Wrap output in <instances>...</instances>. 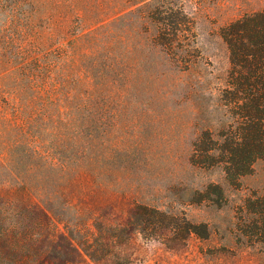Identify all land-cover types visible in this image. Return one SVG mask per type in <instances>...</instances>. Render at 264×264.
<instances>
[{"label": "rangeland", "instance_id": "obj_1", "mask_svg": "<svg viewBox=\"0 0 264 264\" xmlns=\"http://www.w3.org/2000/svg\"><path fill=\"white\" fill-rule=\"evenodd\" d=\"M261 10L264 0H0V264H110L113 252L96 262L70 254L68 232L41 215L24 188L50 175L81 213L124 223L146 204L173 213L174 225L206 227L171 249L172 232L134 234L127 264H264V232L245 215L248 199L264 198V159L237 186L219 167L188 162L229 68L218 31ZM175 18L170 46L154 45ZM88 144L92 172L58 171ZM209 185L221 188L219 203L201 199ZM79 233L92 241L96 232Z\"/></svg>", "mask_w": 264, "mask_h": 264}, {"label": "trees", "instance_id": "obj_2", "mask_svg": "<svg viewBox=\"0 0 264 264\" xmlns=\"http://www.w3.org/2000/svg\"><path fill=\"white\" fill-rule=\"evenodd\" d=\"M136 17L141 22L148 20V14L143 16L136 13ZM181 22V19L175 18L173 25L166 24L172 32L168 33L169 29L163 28V32L158 34L159 42L154 41V45L169 47L173 41L171 35L174 33L173 36H176L181 31ZM217 35L226 47L229 68L224 86L218 90L216 97L211 96L212 110L202 114L199 119L200 134L192 144L188 162L199 168L219 167L225 181L230 186H237L242 177L252 172L255 162L264 159V10L246 13L226 23L220 27ZM68 50L72 53L76 51V43H72ZM109 50L106 49L105 61L114 59L110 57ZM168 62L173 66V61ZM117 64L118 60H114L108 65V70L111 71ZM188 66L184 61L182 69L187 70ZM86 77L89 80L90 74ZM75 134L80 135L82 131L78 130ZM77 154L70 166L65 160L58 171L63 173V170L84 167L92 172L90 144L82 147ZM53 166L51 164L50 167L54 172ZM50 176L46 179L47 186L33 184L24 189L39 199V211L47 222L55 227L62 225L59 232H68L67 235L61 233L60 238L72 255L83 253L96 262L113 252L110 264H127L130 255L126 249L134 234L158 240L161 233L172 232V236L164 239L165 246L170 249L183 243L191 234L201 238L207 236L205 225H192L184 218L182 224L174 225L173 213L146 204H135L124 223L111 221L107 213L96 216L81 213L69 206ZM208 189L211 192L205 190L202 200L219 203L223 199L218 185H209ZM245 215L250 230L264 232V198L248 199ZM89 221L92 222L91 227L87 226ZM79 232L97 234H92L90 241L87 235ZM107 237L115 238L116 242H108Z\"/></svg>", "mask_w": 264, "mask_h": 264}]
</instances>
